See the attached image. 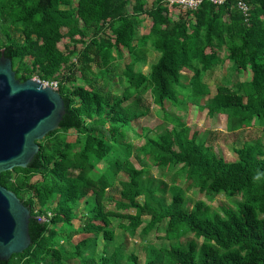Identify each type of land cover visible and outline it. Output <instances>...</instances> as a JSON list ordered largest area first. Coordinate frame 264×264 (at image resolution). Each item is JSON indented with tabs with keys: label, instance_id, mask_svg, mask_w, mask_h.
Returning a JSON list of instances; mask_svg holds the SVG:
<instances>
[{
	"label": "trees",
	"instance_id": "1",
	"mask_svg": "<svg viewBox=\"0 0 264 264\" xmlns=\"http://www.w3.org/2000/svg\"><path fill=\"white\" fill-rule=\"evenodd\" d=\"M245 1L248 22L235 0L222 7L205 1L177 17L166 0H0V56L4 50L20 82H57L66 108L29 167L1 175V185L31 211L32 244L0 264H264L262 143L236 149L228 163L167 115L171 128L144 129L140 148L129 141L134 122L149 114L147 94L161 108L179 99L199 104L211 96L225 58L252 76L233 87L218 83L200 108L225 115L231 132L264 128V0ZM151 52L156 60L145 73ZM150 167L177 169L210 199L240 193L243 200L235 209L202 201L190 209L175 178L171 198L165 181L145 183ZM163 226L171 244L147 259L127 254L126 244L108 254L117 229L144 238Z\"/></svg>",
	"mask_w": 264,
	"mask_h": 264
},
{
	"label": "rangeland",
	"instance_id": "2",
	"mask_svg": "<svg viewBox=\"0 0 264 264\" xmlns=\"http://www.w3.org/2000/svg\"><path fill=\"white\" fill-rule=\"evenodd\" d=\"M144 22L146 29L143 34H148L151 27V20L144 17ZM65 33L66 30L63 29ZM123 56L127 57L129 55L126 49L122 50ZM221 57H227L226 53H222ZM156 53L151 52L147 57V65L144 66L143 71L148 72L150 65L155 62ZM252 76V72L235 70L232 62L226 60L225 64L220 68V70L215 75V80L210 82L211 96L216 94V87L218 83L226 84L229 87L235 86L237 83H242L248 81ZM184 85L189 87V81H184ZM204 97L199 104L196 102H191L190 100L187 104H182L183 99H179V106H173L170 103H166L164 108L159 107L153 101L151 94H147L145 97V105L149 108V114L146 117L138 119L134 122L132 130L129 133V141L136 147L140 148L144 143L143 138L144 129H149L155 133H161L166 128H171L172 124L170 121L166 120V115L171 118L172 116L177 117L184 123H186L190 128L192 133H196L199 139H206L207 144L212 146L215 153L219 158L224 159L228 163L235 162L237 160L235 150L244 147L245 145H255L257 142L264 145V128L259 126L248 125L246 128L240 131L231 132L228 131L227 118L225 115L210 116L208 110L201 109L200 106L208 104L210 97ZM254 142V143H253ZM143 159V158H142ZM138 169L142 167L137 164ZM147 175L144 176V181L147 184L149 181L153 183V187L157 188L162 181L168 184L167 198L172 197L170 189L172 187V180L176 179V184L185 190V195L189 201V208L191 209L195 202L202 201L206 205L213 207L216 210L221 209H235L243 200V194L234 193L230 196L220 195L214 196L211 199L205 195L200 194L193 188V183H187L185 176H179V171L174 170H160L155 167H150ZM183 175V174H181ZM36 177L33 181H36ZM120 189V188H119ZM115 195L118 197V192ZM113 209V207H111ZM135 214V212H132ZM213 216V213H210ZM208 214L204 216L207 218ZM264 217V216H263ZM75 227L80 226L79 220L74 222ZM165 228L161 229L156 234H150L149 236H139L137 238H130L128 233L117 229L116 239L112 245L108 248V254H111L115 248L125 245V252L127 254H135L142 256L143 258H148V253L152 249H160L163 247H168L171 242L165 238ZM157 236L156 239L154 236ZM81 237H76L75 241H79ZM194 239V235H187L183 239V243H188L190 240ZM125 242V243H123ZM202 240L199 241V245L202 244ZM103 242L99 243L100 250L103 249ZM71 264H76L74 261Z\"/></svg>",
	"mask_w": 264,
	"mask_h": 264
},
{
	"label": "water",
	"instance_id": "3",
	"mask_svg": "<svg viewBox=\"0 0 264 264\" xmlns=\"http://www.w3.org/2000/svg\"><path fill=\"white\" fill-rule=\"evenodd\" d=\"M66 113L58 90L37 79L20 82L12 60L0 56V179L16 168L26 169L40 150L38 144L60 129ZM31 211L0 183V262L23 254L32 244Z\"/></svg>",
	"mask_w": 264,
	"mask_h": 264
},
{
	"label": "built area",
	"instance_id": "4",
	"mask_svg": "<svg viewBox=\"0 0 264 264\" xmlns=\"http://www.w3.org/2000/svg\"><path fill=\"white\" fill-rule=\"evenodd\" d=\"M205 1H210L217 7H222L226 4V0H166V6L172 10V15L177 17L180 12H195ZM238 10H240L246 18V22L249 20L251 7L245 0H235ZM38 79V78H37ZM42 82V81H41ZM44 86H50L58 90L57 82H42Z\"/></svg>",
	"mask_w": 264,
	"mask_h": 264
}]
</instances>
